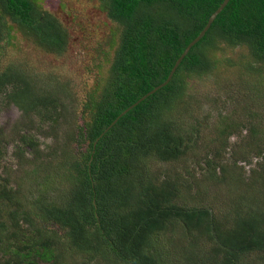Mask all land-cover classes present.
I'll return each instance as SVG.
<instances>
[{
  "label": "trees",
  "instance_id": "1",
  "mask_svg": "<svg viewBox=\"0 0 264 264\" xmlns=\"http://www.w3.org/2000/svg\"><path fill=\"white\" fill-rule=\"evenodd\" d=\"M97 1L118 31L108 49H98L110 51L111 59L94 66L104 85L90 92L79 113L82 120L89 114L82 124L78 111L70 112L64 84L41 82L26 63L0 68V110L13 104L23 116L31 114L39 131L48 126L53 142L24 131L14 146L13 168L5 165L0 126V264H264V163L237 185L228 170L202 159L199 182L236 188L248 207L231 214L188 204L182 191L198 160L186 156L198 134L187 123L190 111L175 114L169 105L182 101L193 71L208 74L210 51L220 45L245 49L249 71L264 67V0H229L169 83L124 114L166 80L223 0ZM37 2L0 0V48L11 44L14 31L46 53L66 51L68 28ZM243 107L244 129L254 137L245 141L249 151L257 129L262 132L256 122L261 115L250 99ZM59 128L70 130L75 158L58 146ZM219 133L226 146L231 131L224 125ZM256 153L264 160V146Z\"/></svg>",
  "mask_w": 264,
  "mask_h": 264
},
{
  "label": "rangeland",
  "instance_id": "2",
  "mask_svg": "<svg viewBox=\"0 0 264 264\" xmlns=\"http://www.w3.org/2000/svg\"><path fill=\"white\" fill-rule=\"evenodd\" d=\"M37 5L56 16L68 28L72 40L68 43L66 51L60 56L46 53L37 48L30 36L23 37L13 31L11 34L13 36L15 34V37L11 44L5 42L1 44L0 68L8 62L26 63L25 67L36 74L41 82L49 78L64 84L69 94L67 105L71 113L78 111L77 121L80 125L89 115L84 114L83 120L79 117V113L83 115L85 112L83 108L85 102L93 97L90 92L96 91L94 93L97 94L95 88L97 86L102 88L104 85L103 77L94 66L106 64L111 59L110 51H107L109 54L103 55L98 49H108V43L115 41L118 29L98 10L97 0H38ZM99 44L101 45L98 47ZM244 50L228 49L224 45L213 48L210 51L213 67L208 74L196 76L198 72L193 71L191 76H187L182 101L175 100L169 104L175 114L178 112L186 114L188 110L190 111L191 116L186 118L187 123L195 125L198 134L195 144L186 156V161L198 160L186 176L189 185L187 184L182 191L187 194L186 202L231 214L248 207L247 201L238 195L239 190L222 183L210 186L209 183L199 182L202 178L197 174L201 172L202 175L200 168L203 166L202 159L206 161L211 159L226 172L228 170L231 174L229 180L239 185V177L247 179L252 170L254 172L264 163L261 156L256 153V148L264 146V67L257 72L249 71L247 64L245 65ZM249 99L253 101L255 111L261 115L256 122L262 125V132L260 128L257 129L260 132L255 136L256 147L245 151L243 149L245 141L254 142L250 129H244L243 106L247 105ZM27 105L31 106L29 103ZM27 119L33 124L25 122ZM230 121L234 122L235 126ZM224 125L231 131L226 138V146L222 145L224 138L219 133ZM0 126L6 145L7 166L11 165L14 168L17 163L14 146L24 131L39 137L44 143L53 144L52 136L47 134L48 130L45 133L48 126L39 131L37 118H33L31 114L23 116L13 104L0 110ZM59 129L61 136L57 135L58 146L64 147L66 151L69 149V153L75 158L77 154L73 153L74 146L69 137H66L70 130ZM214 153L218 155L216 158H213ZM151 168L157 171L159 166L152 165ZM215 172L218 175L223 173V171L218 173L219 169ZM179 253L187 254L182 250ZM250 261L246 264H250ZM170 264H176V261H170Z\"/></svg>",
  "mask_w": 264,
  "mask_h": 264
},
{
  "label": "water",
  "instance_id": "3",
  "mask_svg": "<svg viewBox=\"0 0 264 264\" xmlns=\"http://www.w3.org/2000/svg\"><path fill=\"white\" fill-rule=\"evenodd\" d=\"M228 1L229 0H223L222 1V3L217 7V9L209 16V18L207 20V23L205 24V26L203 27V29L199 32V34L196 37H194V39L192 41L188 42V45L185 47V49L180 54V56L176 59V61H175L174 65H173V67L171 68V70H170V72H169L166 80L164 82H162L161 84H159L158 86H155L146 95L142 96L136 103H133L132 106H130L128 109H126L122 114H124L127 110L131 109L133 106H135L136 104H138L141 100L145 99L148 95H151V94L155 93L157 90H159L160 88H162L163 86H165L166 84L169 83V81L171 80L174 72L176 71L177 67L181 63L182 59L188 54V51H190V49L197 42H199L200 38L205 35V33L209 29V27L212 24V22L215 20V18L217 17V15L222 11V9L227 5ZM117 119H115V121H113V123L111 125H113L117 121ZM110 126L108 128H110Z\"/></svg>",
  "mask_w": 264,
  "mask_h": 264
}]
</instances>
